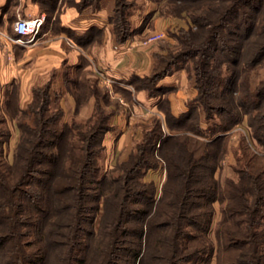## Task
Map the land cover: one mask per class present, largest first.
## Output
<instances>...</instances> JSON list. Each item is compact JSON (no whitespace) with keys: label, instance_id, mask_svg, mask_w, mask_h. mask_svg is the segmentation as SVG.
Here are the masks:
<instances>
[{"label":"trees","instance_id":"1","mask_svg":"<svg viewBox=\"0 0 264 264\" xmlns=\"http://www.w3.org/2000/svg\"><path fill=\"white\" fill-rule=\"evenodd\" d=\"M115 2L110 23L122 42L131 36V2ZM171 2L173 14L186 12L190 29L178 35L176 52L156 54L144 80L153 84L190 58L199 93L181 116L159 104L153 125L113 168L101 163L104 136L121 105L113 107L106 88L72 80L76 102L86 87L94 107L71 121L52 107V80L34 89L25 107L16 92L14 106L0 100V264H209L214 257L217 264H264V154L241 147L236 177H216L228 153L220 132L246 120L264 147V78L251 76L264 64V0ZM137 88L155 95L150 85ZM199 105L206 119L221 117L214 132L193 121ZM8 118L19 131L11 162ZM158 168L166 175L159 197L146 178Z\"/></svg>","mask_w":264,"mask_h":264},{"label":"rangeland","instance_id":"2","mask_svg":"<svg viewBox=\"0 0 264 264\" xmlns=\"http://www.w3.org/2000/svg\"><path fill=\"white\" fill-rule=\"evenodd\" d=\"M57 0H50L46 1V3H43V8L47 10L48 15H54L57 13V19L53 21H57L59 14L62 10V8L68 5H75L77 8L82 9L84 8L83 0H59L57 9L56 5L54 4ZM131 2V6L129 8V11L132 12L131 16L129 17V30L131 37H134L136 35V32L140 33V39L146 46L155 47L156 52L153 53V67L150 70L149 73L145 75H133L131 79L128 80L126 83H122L124 85L133 84L132 92L125 91L124 89H117V87L111 88L113 86L111 82L106 81L104 76H99L98 82L95 80V78L90 77L91 72L88 69L83 70L80 72L82 75V81L83 85L86 86V84H90V82L98 84L101 88H106L109 91V95L112 99H114L115 102H112L113 107L116 106L115 103L118 102V104L121 105V110L127 109L132 106L134 102H136L135 97V88L140 87L142 85H150L151 90L155 92L154 96H151L148 89H144L145 92L149 97L154 98L153 100L161 104V106L170 107L172 111L177 115L181 116L184 113H186L188 110H190V103L192 99H196L199 88L196 86V74L195 71L192 68V60L190 58L183 57L182 61L174 64L172 69L168 70L166 74L160 78L156 79L152 82H147L144 79L146 77H149L150 74L152 75L155 71V61H156V54L158 53H166V51H177V45H178V35L182 34V30H189L191 21L189 20V17L187 16L186 12H183L180 15L173 14L172 8L173 4L171 0H129ZM94 9H96L95 4L92 5ZM115 7L116 2L114 4V9L112 11V14L109 16V22L111 16H116L115 14ZM57 10V11H56ZM156 20L162 21L163 25H165L164 28L156 29ZM16 22V21H15ZM112 28L114 27L112 23ZM55 26V25H54ZM149 27V29L146 30V32H143V29L145 27ZM194 27V26H193ZM56 26L53 27L54 31ZM15 31V23L11 28H8L3 30L0 28V41L7 40L11 44H17L13 41V36H11V33H14ZM159 31H164L166 34L164 37L153 41V42H147V39L154 33H157ZM42 32V31H41ZM90 32V33H89ZM54 33V32H53ZM95 31H87L86 34L88 35V38L90 36L96 34ZM41 36V35H40ZM117 37V36H116ZM115 37V38H116ZM130 37V36H129ZM40 39V37H39ZM34 44V43H33ZM32 45V44H31ZM30 46V45H28ZM20 47L18 49V52L20 54H24L25 50H28L29 47ZM100 75V74H99ZM253 81H258L259 79L264 78V64L258 66L255 68L251 73ZM56 82L55 78L52 77V73L48 76L47 79L41 80L40 84H38L34 89L38 87H45L46 84L50 81ZM22 79L21 77L19 79L12 80L10 77L7 78H0V100L1 102H5L7 98H10L9 101L12 106H14V92L18 93L20 95V103L22 106H26L28 102L32 100L33 92L30 94H26L22 92ZM150 83V84H149ZM117 85V84H116ZM114 87V86H113ZM58 87L56 86L51 87V98H52V107L58 108L62 107L65 110V117L66 120L71 121L73 118L78 119L79 117L86 116L88 117L93 112V102L89 98V95L87 94L88 90L86 87H83L82 90L85 92H81L78 94L77 97H79V103L76 102V104L73 102L70 103L65 95L58 93ZM81 90V91H82ZM55 91V92H52ZM70 96V95H69ZM74 98L76 95H72ZM172 100L179 101L181 104V107L179 108L178 105H175V111L173 109ZM80 113H77L78 111ZM120 110V111H121ZM79 114V115H78ZM155 115V114H154ZM154 115L145 116V118H138L137 121H135L134 125L132 126V139L129 140L124 145L117 144L115 138L118 135V129L119 127L113 123V118L111 120V124L113 125V128L105 133L104 136V145H105V153H103L102 157V165L104 169L108 170L115 166V164L118 161H122L124 159H127L129 157V154L132 152V150L136 146L137 140L140 138L143 129L151 127L153 125V117ZM160 115V114H159ZM199 118V121L202 123L203 129H205L207 132L212 133L215 131L216 125H220L221 123V117L217 114L214 115L210 119H206V112L203 110V108L199 105V108L197 109V113L194 114V119ZM65 119V118H64ZM8 127L10 131L12 132L10 135L9 140L7 141L5 145V159L8 162H11L13 159V152L15 150V146L18 141L19 131L15 125L14 120H11L8 118ZM247 121L244 120L243 122L237 124L236 126L232 127L230 131L227 132H220L219 134L226 135V143L228 147V153L226 155V158L223 162L222 167H220L216 172V177L221 180L222 182H225L229 178H235L236 172H235V164H236V158L238 157L237 154H240L242 151L241 147H248L249 150H252L254 153H260L264 154V147H261L257 140H254L251 136L250 128L247 125ZM166 129V128H165ZM167 130V129H166ZM169 131V130H167ZM165 171L162 168L153 169L149 172L147 175L148 180H154L156 183V186L158 187L157 197L161 194V188L162 184L165 180ZM215 207V215L213 217V223H212V231H211V238L212 240H216L215 237V229L217 226L218 221L221 217V211L220 208L222 207L218 201L214 203ZM99 216L98 219H96L95 225L98 227L99 224ZM209 264H217L216 257H214Z\"/></svg>","mask_w":264,"mask_h":264},{"label":"crops","instance_id":"3","mask_svg":"<svg viewBox=\"0 0 264 264\" xmlns=\"http://www.w3.org/2000/svg\"><path fill=\"white\" fill-rule=\"evenodd\" d=\"M44 1L0 0V28L5 31L14 25L18 17L47 16L40 39L28 46L29 49L24 54L18 52L24 45L0 41V78L10 77L14 80L21 77L23 93L33 92L34 87L52 73L56 81L53 86L57 84L58 93L65 95L74 105L76 98L72 95L75 84L72 80L81 79L80 72L85 69L91 72L90 77L97 82V77L106 76L112 79L114 87L111 88L117 87L128 92H132L130 88L133 84L122 83L128 82L133 75H145L152 69L156 49L142 42L141 30L125 41L116 40L109 22L115 0H101L100 7L96 9L92 5L82 9L75 5H64L57 21H53L57 19V13L49 16L43 8ZM57 1L55 9L58 8ZM156 22V29L165 27L162 21ZM54 25L57 31H54ZM147 29L149 27L146 26L143 32ZM89 30L97 33L82 40L83 44H80L77 38L87 36L86 32ZM13 32L11 36L14 37L17 32ZM135 89L136 102L128 110H121L113 117V123L119 127L115 140L120 145L131 141V128L138 118L160 114L159 103L149 97L144 89ZM172 104L174 111L175 105L179 104L178 107H181L179 101L172 100Z\"/></svg>","mask_w":264,"mask_h":264},{"label":"built area","instance_id":"4","mask_svg":"<svg viewBox=\"0 0 264 264\" xmlns=\"http://www.w3.org/2000/svg\"><path fill=\"white\" fill-rule=\"evenodd\" d=\"M45 15L36 17H18L15 22L16 36L13 37V41L17 44L28 46L36 43L41 35V31L46 21ZM164 31H159L152 34L147 42L156 41L165 36ZM106 81L112 83V79L104 76Z\"/></svg>","mask_w":264,"mask_h":264}]
</instances>
